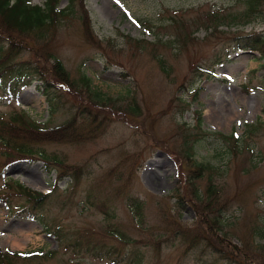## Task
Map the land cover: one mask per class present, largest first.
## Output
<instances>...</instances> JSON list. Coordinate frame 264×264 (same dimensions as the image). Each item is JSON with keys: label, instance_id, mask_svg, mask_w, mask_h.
<instances>
[{"label": "rangeland", "instance_id": "obj_1", "mask_svg": "<svg viewBox=\"0 0 264 264\" xmlns=\"http://www.w3.org/2000/svg\"><path fill=\"white\" fill-rule=\"evenodd\" d=\"M83 4L88 28L76 4L44 46L34 40L39 61L26 55L50 76L51 56L57 58L68 78L79 82L85 75L103 94L94 109L97 122L82 140L34 146L81 167V175L75 185L66 178L53 191L56 169L38 160L6 165L0 156V186H11L0 190V254L44 255L10 256V264H264V61L256 52H236L231 40L264 36V0L250 24L217 30L214 13H241L243 0ZM37 85L22 89L9 105L0 96V117L7 121L19 113L41 128L68 120L70 114L47 106ZM76 86L62 88L65 100L94 101ZM257 123L260 129L251 132ZM196 162L210 169L199 173ZM15 183L53 193L39 206ZM78 235L89 244L72 247ZM189 237L195 238L192 247Z\"/></svg>", "mask_w": 264, "mask_h": 264}, {"label": "trees", "instance_id": "obj_2", "mask_svg": "<svg viewBox=\"0 0 264 264\" xmlns=\"http://www.w3.org/2000/svg\"><path fill=\"white\" fill-rule=\"evenodd\" d=\"M59 1L45 0L43 6H39L33 5L30 0H0V96H8L11 100L16 101L22 89L37 82V91L45 97L46 103L52 108L53 112L58 111L70 114L68 120L62 124L45 128L38 127L19 113L10 115L7 121L0 117V156L3 159V164L5 163L6 165L19 160H38L48 170L50 168L56 169L57 173L53 191L57 183L66 178H70L72 183H74L73 185H75L81 175V167L71 168V166L66 165L64 158L58 154H48L41 149L37 150L34 146L41 142L66 144L82 140L84 132H88L92 125L97 122L95 110H99L101 107L98 104L104 102L103 94L91 89L88 77L83 75L79 79V82L68 78V74L65 72L62 63L57 58L51 56L53 61L52 68L54 69L51 76L44 72L35 61H26V55L29 53L34 56L35 60H38L33 51L36 43L34 40L43 41L42 45L44 46L47 38L50 40L51 31L58 25L59 20L63 17L67 18L74 15L76 4H79L80 10L84 13L88 28V16L84 10L83 0H68L67 6L64 8H58ZM243 4L244 10L238 14L219 16L218 13H214L212 16L214 19L213 23L220 22V24L213 25L214 30H217L218 27L230 28L233 26L234 28H239L250 24L256 19L255 17L257 16L255 15L261 12L263 0H243ZM225 19L228 20V24L221 23ZM236 20L241 22L235 23ZM175 25L180 26V23L176 22ZM188 25L182 23L181 27H187ZM206 29L210 30V27H206ZM176 32L177 34L181 33L186 38L184 32L180 30ZM193 34L194 31L191 33V36ZM26 36L30 38V43L28 39H25ZM231 40L236 51L256 52L259 55V59L264 61V36L254 34L239 35L231 38ZM92 45L99 47L96 41L92 42ZM40 55L43 58L49 56L45 54ZM216 59L217 62L220 61L219 57ZM198 70H202V68L198 67ZM50 78L54 79L55 83ZM77 83H80L81 87H84L83 90L94 101L89 103L88 100L86 105H83L65 100L63 89H66L65 87L67 86L75 89V87L77 88ZM260 127L258 123L251 125L250 131L253 132L252 129L257 131ZM190 151L194 152L192 147L189 148L188 152L189 158H192ZM193 165L199 169V173H202L205 169H210L208 165L198 162L196 164L193 163ZM1 186L11 188L8 181L2 182ZM212 187H214L213 184L209 185L208 190H212ZM15 189L19 194L26 197L28 202L38 204L39 206L44 204L50 197V194L44 195L39 192H32L18 183H15ZM195 194L196 197L200 195L198 193ZM0 201L2 202L3 199L0 198ZM97 207L100 210V207ZM137 207H140L139 201L137 202ZM204 223L208 226L207 221ZM216 230L219 231L220 229L217 228ZM205 232L209 233V230L205 228ZM53 236L57 240L59 239L56 232L53 233ZM79 236L70 243L72 247L79 248L89 244L90 239L88 237L83 242L81 236ZM183 237L186 238L184 235ZM187 239L190 242L189 246L192 247L195 243V238L191 240L189 237ZM85 248L89 247L85 246ZM10 256L8 253H1L0 264H10ZM41 257L43 256H32L33 259H41Z\"/></svg>", "mask_w": 264, "mask_h": 264}, {"label": "bare ground", "instance_id": "obj_3", "mask_svg": "<svg viewBox=\"0 0 264 264\" xmlns=\"http://www.w3.org/2000/svg\"><path fill=\"white\" fill-rule=\"evenodd\" d=\"M216 119H217V121H220L222 118L218 115V117L216 116ZM12 245H14L16 247H21L20 245L16 244L15 242H13Z\"/></svg>", "mask_w": 264, "mask_h": 264}]
</instances>
